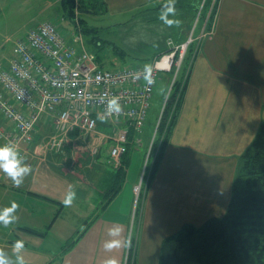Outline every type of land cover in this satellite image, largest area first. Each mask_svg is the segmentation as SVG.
Masks as SVG:
<instances>
[{
    "label": "crops",
    "instance_id": "crops-1",
    "mask_svg": "<svg viewBox=\"0 0 264 264\" xmlns=\"http://www.w3.org/2000/svg\"><path fill=\"white\" fill-rule=\"evenodd\" d=\"M104 1L110 16L141 15V22L150 18L158 22V16L146 13L165 9L163 3L170 0ZM200 2L185 0L175 7L171 14L174 20L181 21L179 24L154 25L159 29L156 36L160 29L166 32L152 57L166 49L167 38L183 41L193 23L194 35L207 29L206 19L196 18L194 11ZM211 27L212 32L197 39L192 47L191 69L177 117L136 220L134 231L139 235L138 242L142 241L140 245H148L145 237L151 242L146 264H159L162 240L183 223L200 224L226 211L239 155L264 122V0H219ZM36 130L27 158L32 165L21 183L14 184L0 169V211L13 203L18 205L9 212L14 220L7 224L0 221V251L10 258L11 264H17L13 247L17 239H22L25 246L19 254L25 264H79V259L87 264L94 260L103 264L109 257L122 264L128 243L125 224H129L134 202L133 186L139 182L142 170V144L126 156L124 182L103 207V190L113 176L103 160L112 140H105L99 146V155H91L90 161L78 158L66 168L62 161L69 156L68 146L58 154L46 145L52 133L50 124L40 122ZM98 130L109 132L110 125L98 122ZM77 134L74 131L69 135V145L73 137L77 140ZM20 162L26 165L25 161ZM49 174L57 177L56 194L45 187ZM70 192H75V196L71 204H65ZM44 202L58 205L59 209L54 211L56 208L47 207ZM186 207L196 209L194 219L182 216ZM102 217L109 223L119 222V246L104 247L107 224H100L98 241L91 238L92 225L98 220L96 226ZM27 226L41 234L23 229ZM81 247L84 252L78 254ZM136 249L133 264H138L139 243Z\"/></svg>",
    "mask_w": 264,
    "mask_h": 264
},
{
    "label": "built area",
    "instance_id": "built-area-1",
    "mask_svg": "<svg viewBox=\"0 0 264 264\" xmlns=\"http://www.w3.org/2000/svg\"><path fill=\"white\" fill-rule=\"evenodd\" d=\"M214 3L212 0L211 9ZM203 4L204 0L200 9ZM212 12L213 9L209 16ZM211 32L212 29H205L194 36L191 30L182 42L168 39L167 49L147 65L103 67L85 47L79 29L71 31L68 41L51 20L29 26L16 37L7 64L0 63V145L12 146L21 160L26 159L35 124L42 121L52 125L46 141L49 149L60 151L68 135L78 130L93 154L104 139H111L109 154L113 164L119 165L129 127L142 131L163 73L170 75L165 80L167 90L156 127L176 82L181 75L186 80L189 74L190 61L185 64V60L192 42ZM113 97L121 105L119 112L108 111V101ZM98 122L109 124V132L99 131ZM146 163L147 158L144 168ZM140 184L133 187L136 197ZM128 259L126 251L125 264Z\"/></svg>",
    "mask_w": 264,
    "mask_h": 264
},
{
    "label": "rangeland",
    "instance_id": "rangeland-1",
    "mask_svg": "<svg viewBox=\"0 0 264 264\" xmlns=\"http://www.w3.org/2000/svg\"><path fill=\"white\" fill-rule=\"evenodd\" d=\"M180 1H185V0H180ZM65 4H66L65 0L63 1L62 0H0V62L6 61V57L11 51L14 39L17 36L24 33L27 30L30 23L43 21L46 19L48 14L50 15L47 17V19L54 18L58 21L59 15L63 17L62 28L66 32L71 30L72 28H75L74 21L71 18H68L67 10L64 9ZM97 4L98 6H100L101 4L100 0L98 1ZM162 7L165 8V6ZM202 9L203 8L200 9L199 4H197L195 6L194 11L198 12ZM165 11L166 9H160L156 11H149L148 13H146L147 16L154 15L155 17L156 16L160 17V19L156 17L157 20H159L158 22H154L153 19L151 18L147 19L149 21L141 22L142 21L141 19H143V17H140L141 15H137V17L132 16V18L131 16L129 17L126 14L120 16H110L109 14H107L106 12L100 9L96 13H92V12L80 13L79 18L84 19L81 22V27L83 30L84 38L87 41V45L97 53V59L102 65H104V67H120L122 65L126 66L130 64L147 65L154 57V56L152 57V55L154 54V51L157 49L156 48L157 45H159L160 41H162L161 37L163 35V32H166L165 29H160L158 36H156L155 32L156 30L159 29L154 28L155 27L154 25L158 26L160 23L165 25L166 27H168L169 25L165 23L163 19H161V14L164 13ZM128 17L130 19L127 21ZM167 17L169 19H173V15L170 12L167 13ZM206 18H208V15H206L204 19ZM193 26H195L194 23ZM86 28L89 30L86 31ZM92 39L94 42L97 41L98 45L102 44L101 46V48L103 47L102 50L108 53L103 55L101 52L102 54L101 55L99 53L100 49H98V47L100 46H98L97 44H93ZM169 75H170L169 73H163L164 77L161 78L157 84L156 90L151 100L152 108L150 110V122L148 123V125L145 126V130L141 135L140 144H142V146L140 148L142 149V154H144V157L142 158V163H143L142 170L146 158H147V163L145 165L144 177L141 180V184H140L139 196L136 199V196L134 195V202H133L132 212L129 217L130 219L129 224L128 222L125 224V231L126 233H128V237H127L128 238L127 251L129 255L128 264H133L135 258V252H137L136 249L137 243H139L138 264H146L145 262L149 258L151 253L149 252V255H147L148 251L151 249L150 240L147 237H145V243L148 245H146L145 247L140 245L141 244L140 242L142 241L140 240L138 242L139 235L138 233L137 235H135L134 228L136 230L137 227L136 220H138L141 213L143 200L147 190V183L150 177L149 175L151 174L152 170L155 167V162L157 159L156 157L160 154L162 150V146L164 144L163 142L167 138V130L165 127L168 128L169 120L164 122L165 126L163 130L160 131V126H162L164 121L163 119L164 113L162 114L160 122L155 130L152 129L150 123L152 122V117L154 118L155 114H158L160 110L164 91L167 90L166 87L164 86V80H166ZM183 81H185L184 78L181 79L180 86L178 90L175 92L174 96L169 98L164 110H166V108H168L170 104L171 105L169 108H171L180 99V96L183 92ZM76 139L78 141L75 140L73 137V140L70 141L69 156L64 161H62L63 165L66 166V168L72 167L74 160L78 158L83 160L85 159L88 160L89 158L90 161L91 154L88 153V155H85V151L88 150L89 143L85 144L81 135L79 134H77ZM46 178L49 179V181L45 187L49 188L48 190L51 193L56 194L59 188L55 183L57 182L56 181L57 177H53L52 174H49ZM43 204L47 207L50 206L53 209L56 208L54 209V211L59 209L58 205L55 204H50L45 202ZM81 205H85V204L81 203ZM195 214H196L195 208L194 209L192 208V211L191 208H187V207L182 210L183 217H191L192 219H194ZM95 223L91 227V238L96 241H98L97 237L100 234L99 228L101 223L103 224V227L105 224H107L109 226V229L120 227L119 222L111 221L109 223L108 221L103 219V217L102 220L96 224V226ZM109 229L108 230L105 229V237L103 238L104 240L107 241V240H115L120 238L119 237L120 232L118 235L113 236L109 234ZM123 230L124 227L122 228V238H123ZM81 252L82 253L84 252V248L82 249V247L79 248L78 254ZM121 261L123 264V260ZM79 264H87V263L85 261L83 262L82 259H79ZM90 264H97V262L96 260H94ZM124 264H125V259H124Z\"/></svg>",
    "mask_w": 264,
    "mask_h": 264
},
{
    "label": "trees",
    "instance_id": "trees-1",
    "mask_svg": "<svg viewBox=\"0 0 264 264\" xmlns=\"http://www.w3.org/2000/svg\"><path fill=\"white\" fill-rule=\"evenodd\" d=\"M65 1L66 4L64 9L67 10L68 18L71 19H73V9H75V7L79 9L80 13H85L86 10H90L92 13L98 12L99 9L104 12L106 11L104 0H100V6L97 4L99 0ZM216 1L217 0H215L214 5ZM169 4L177 7L181 5V1L170 0L163 3V6ZM212 9L207 8L201 10L199 17L202 16L205 18L206 15H208V21H211L214 16L213 12L209 16ZM80 20L82 22L84 19L80 18ZM87 30L89 29L86 28V31ZM93 39L92 43L97 44V41L94 42ZM98 46H100L98 49H101L102 44ZM189 59L190 58H187L185 60L186 64ZM181 79L182 75L176 82L170 98L173 97L178 90ZM186 80L183 83V88L186 85ZM164 86L166 87L165 80ZM182 96L183 92L177 103L173 105L174 107L172 106L173 111L170 117L169 114L172 107H169L171 104L168 107L169 109L166 108L163 112L164 121L162 126H160V131H162L165 126L164 122L169 120L168 128L165 127L167 130V137L175 123ZM156 116L157 114H155L154 118L152 117V122L150 123L152 129L155 124ZM149 122L150 112L143 130H145V126L148 125ZM141 135V133L129 127L126 149L121 155L120 165L113 164L109 149L107 150V156L103 162L110 166L108 167V172L113 173V176L109 178L110 180L103 190V207L107 206L120 190L126 175V169L124 167L125 158L132 149H136V147L140 145L137 142V137H141ZM107 139L109 138L104 139L101 145H103ZM166 139L163 142L162 150ZM111 146L109 148H111ZM68 148L69 149L66 150L69 152V144ZM62 152L63 151L60 153ZM161 152L156 157L155 167L149 175L147 186L159 163ZM97 153L98 156L100 151H97ZM94 217H96V215ZM23 229L31 233L41 234L34 228L28 226ZM159 264H264V122L260 124L252 141L239 155V162L233 177L231 196L226 211L221 216L208 217L200 224L191 222L183 223L177 231L164 237L160 246Z\"/></svg>",
    "mask_w": 264,
    "mask_h": 264
},
{
    "label": "clouds",
    "instance_id": "clouds-1",
    "mask_svg": "<svg viewBox=\"0 0 264 264\" xmlns=\"http://www.w3.org/2000/svg\"><path fill=\"white\" fill-rule=\"evenodd\" d=\"M166 11L161 14V19L165 21V23L171 25L173 23L179 24L181 21L179 19H169L167 17V13H175V7L172 4L165 6ZM151 82V81H150ZM121 110V105L118 103V98L113 97L111 100L108 101V111H116L119 112ZM0 169H2L9 177L12 178L14 184H20L22 178L25 174L30 171V166L22 164L20 162V158L17 155L16 150L8 145H0ZM75 196V192H70L67 194V197L63 201L65 204H71L72 198ZM17 203H13L11 206L6 208L3 211H0V221L7 224L9 220H14V216H9V212L13 211L17 208ZM120 232L119 228H110L109 234L116 236ZM120 241L119 239L115 240H107L104 243V247L106 249H111L113 247L119 246ZM25 246V242L22 239H17L14 242L13 251L17 253L16 261L17 264H25L24 258L19 254L20 250L23 249ZM0 264H11L10 258L3 252L0 251ZM103 264H118V261L114 258H107L104 260Z\"/></svg>",
    "mask_w": 264,
    "mask_h": 264
},
{
    "label": "bare ground",
    "instance_id": "bare-ground-1",
    "mask_svg": "<svg viewBox=\"0 0 264 264\" xmlns=\"http://www.w3.org/2000/svg\"><path fill=\"white\" fill-rule=\"evenodd\" d=\"M211 22H212V20H211Z\"/></svg>",
    "mask_w": 264,
    "mask_h": 264
}]
</instances>
